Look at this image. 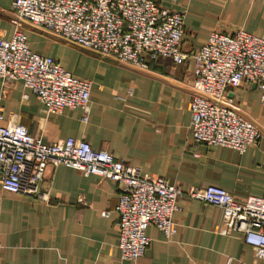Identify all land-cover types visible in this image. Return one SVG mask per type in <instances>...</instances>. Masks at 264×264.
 Masks as SVG:
<instances>
[{
    "label": "crops",
    "instance_id": "crops-1",
    "mask_svg": "<svg viewBox=\"0 0 264 264\" xmlns=\"http://www.w3.org/2000/svg\"><path fill=\"white\" fill-rule=\"evenodd\" d=\"M171 10H186L182 48L192 54L211 30L238 28L264 35V0H159ZM12 0H0V36L15 31ZM30 47L59 60L72 74L89 79L90 114L79 108L48 112L22 80L0 78V109L44 141L82 137L94 149L106 148L143 174L160 175L183 188L215 184L235 198L264 194V106L254 83L235 96L241 112L261 136L240 153L224 145L191 138V57L149 60L139 69L81 48L26 24ZM27 96L24 97L23 95ZM41 188L47 200L5 191L0 184V264H109L118 261L117 213L120 184L99 173L83 174L60 164L47 165ZM177 232L167 239L154 225L150 243L135 261L122 264H264L242 234L228 229L219 206L187 196L176 199ZM110 210L109 216L101 215Z\"/></svg>",
    "mask_w": 264,
    "mask_h": 264
},
{
    "label": "built area",
    "instance_id": "built-area-1",
    "mask_svg": "<svg viewBox=\"0 0 264 264\" xmlns=\"http://www.w3.org/2000/svg\"><path fill=\"white\" fill-rule=\"evenodd\" d=\"M11 8L15 31L9 38L0 36V78L22 80L48 112L79 108L86 122L92 82L66 70L58 59L34 51L24 24L142 70L158 57L175 62L191 57L192 140L243 153L261 136L253 120L241 112L235 92L244 82L254 83L264 106V35L243 28L211 30L205 43L189 54L182 48L186 10H171L159 0H12ZM49 164H63L83 174L99 173L120 184L113 207L119 257L109 264L135 263L150 243L149 225L172 238L177 232L173 212L179 196L219 206L228 229L240 232L255 254L264 258V194L237 199L215 184L183 188L164 176L141 173L110 150L94 149L82 137L44 141L0 109L1 188L47 200L49 192L40 183ZM109 214L110 210L101 212L105 217Z\"/></svg>",
    "mask_w": 264,
    "mask_h": 264
}]
</instances>
